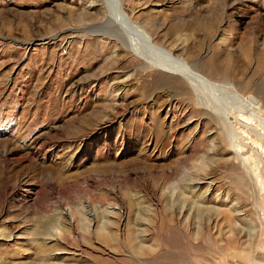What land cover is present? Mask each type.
I'll use <instances>...</instances> for the list:
<instances>
[{
	"label": "rangeland",
	"instance_id": "374dc122",
	"mask_svg": "<svg viewBox=\"0 0 264 264\" xmlns=\"http://www.w3.org/2000/svg\"><path fill=\"white\" fill-rule=\"evenodd\" d=\"M121 3L219 86L212 120L98 26L101 0H0V264H142L103 223L150 253L177 235L190 264H264V0Z\"/></svg>",
	"mask_w": 264,
	"mask_h": 264
},
{
	"label": "bare ground",
	"instance_id": "6f19581e",
	"mask_svg": "<svg viewBox=\"0 0 264 264\" xmlns=\"http://www.w3.org/2000/svg\"><path fill=\"white\" fill-rule=\"evenodd\" d=\"M101 2L107 14L105 22L98 26L105 29L113 28L112 32H115V34L109 35L116 37L117 40L124 38L129 47L128 49L139 58L143 59L148 66L159 70L164 77L168 79V87L166 88L168 89L169 95H173V98L185 104L195 101L198 105L204 107L207 115L211 119L214 110L203 102L202 94L204 91L214 88L216 90L217 85L199 73L195 69V63H188L183 58L181 59L174 56L171 52H162L160 47L155 46L149 33L133 28L130 19L121 7V0H101ZM154 57H158V60H155ZM217 115H219V113ZM230 117L231 113H225V116L221 117L228 126L231 125ZM228 128H231V126ZM43 233L47 234V228L43 230ZM96 234L101 240H109L110 244L115 249H119L121 244L128 247L127 249L131 250L133 254L143 259V261L140 260L142 264H190V262L187 261V257H185L187 256V253L184 251L185 243L177 235H169L170 237L167 238L169 240V242L167 241L168 243L166 242L165 245H159L158 247L160 248L157 247L154 253H150L145 250L143 241V243L136 242V234L134 235L132 231L130 232L127 230L121 243H119V240L111 229L106 232L105 223L100 226ZM2 235L6 237L5 232L2 233ZM153 237L154 236L148 237V241L154 240ZM52 249L53 247H49L47 244H39L35 254L37 256H46ZM98 263L101 264V262ZM122 264H135V262L127 259L124 260Z\"/></svg>",
	"mask_w": 264,
	"mask_h": 264
}]
</instances>
